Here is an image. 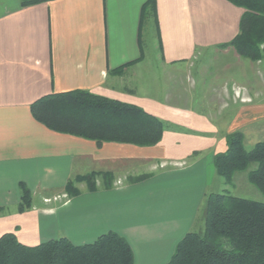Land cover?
<instances>
[{
    "label": "crops",
    "instance_id": "crops-1",
    "mask_svg": "<svg viewBox=\"0 0 264 264\" xmlns=\"http://www.w3.org/2000/svg\"><path fill=\"white\" fill-rule=\"evenodd\" d=\"M21 1L0 0V236L13 233L26 245L61 236L82 244L113 230L129 242L134 264H164L200 213L209 157L226 149L211 115L178 101L188 97L175 81L204 48L237 34L244 9L227 0H154L161 41L155 60L173 89L163 94L156 76L158 97H152L137 91L147 58L143 33L154 27L151 18L139 30L147 0ZM139 34L143 56L137 59ZM75 89L141 106L164 122L161 139L152 146L98 145L51 130L32 115L38 98ZM234 101L239 105L227 132L260 113ZM92 171L96 188L79 181L73 207L48 204L49 191L63 193L69 178ZM141 174L147 176L130 179ZM21 181L32 205L19 212Z\"/></svg>",
    "mask_w": 264,
    "mask_h": 264
},
{
    "label": "trees",
    "instance_id": "trees-1",
    "mask_svg": "<svg viewBox=\"0 0 264 264\" xmlns=\"http://www.w3.org/2000/svg\"><path fill=\"white\" fill-rule=\"evenodd\" d=\"M41 0H22L31 4ZM244 9L237 34L218 47L232 46L242 57L260 59L264 53V0H227ZM153 19L161 46L154 0H147L140 9L139 30L146 20ZM140 55L143 50L139 34ZM128 62L113 69L120 73ZM30 109L34 118L51 130L102 142H118L139 146L158 143L164 122L141 106L106 97L85 89L54 92L35 100ZM226 149L213 154L216 173L231 183L235 172H247L250 183L264 194V140L248 150L240 130L225 135ZM139 175L133 180L146 177ZM86 181L95 189L94 173L69 178L64 190L76 195L75 183ZM18 211L32 205V194L19 182ZM2 207H0V211ZM203 228L187 231L176 243L164 264H264V201L231 194L227 189L207 194L202 208ZM0 264H134V253L127 239L109 230L93 241L75 244L61 236L36 245L21 243L15 234L0 236Z\"/></svg>",
    "mask_w": 264,
    "mask_h": 264
},
{
    "label": "rangeland",
    "instance_id": "rangeland-1",
    "mask_svg": "<svg viewBox=\"0 0 264 264\" xmlns=\"http://www.w3.org/2000/svg\"><path fill=\"white\" fill-rule=\"evenodd\" d=\"M143 41L147 55L146 63H144L146 67L141 72L142 78L137 91L139 93H146L152 97H158L154 85V78L156 76L159 78L158 84L163 94H165V89L168 91L169 89H173V87H169L166 84L167 78L164 77L162 66L159 61L157 64L155 60L157 36L153 26L143 33ZM217 47L210 46L204 48L202 54H198L190 67L185 70V77L175 81L178 86V88L176 87V91L182 92L188 97V100L178 101L190 109L210 114L218 125L220 133H224V135L228 133L226 130L230 128L236 107L239 105L234 100L242 101L245 105L258 107L260 113L256 115L257 118L255 120L250 122L244 121V124L235 128V130L243 132L244 146L250 150L257 141L264 140V53L260 59L251 60L240 56L232 46ZM141 84H143L142 87L145 86L144 89H141ZM224 101H226L225 106L221 105ZM212 158L213 154L208 159L209 178L205 198L211 192H222L227 189L231 194L236 196L264 201V194L250 183L247 178L248 170L254 168L255 163H251L244 170L235 172L232 182L225 183L223 178L216 173ZM165 164V162H161L160 166H164ZM92 173L94 172L92 171ZM96 174L97 172L94 173V181ZM135 177L137 176H133L130 179L133 180ZM78 182L75 183V186L79 193ZM116 184L120 185L121 180L118 179ZM106 185L109 186L110 184L106 183ZM64 191L56 195L53 194L54 191H49V196L46 198L48 204L58 202L69 204L73 207V197L75 195L69 196ZM203 204L197 220L190 230L197 231L203 228Z\"/></svg>",
    "mask_w": 264,
    "mask_h": 264
}]
</instances>
